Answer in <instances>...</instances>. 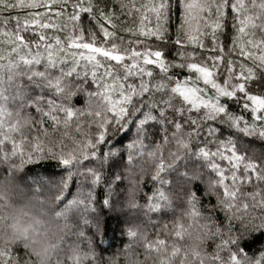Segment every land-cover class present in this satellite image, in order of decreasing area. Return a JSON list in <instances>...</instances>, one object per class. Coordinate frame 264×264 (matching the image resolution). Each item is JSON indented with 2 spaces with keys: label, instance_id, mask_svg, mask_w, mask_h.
<instances>
[{
  "label": "snow or ice",
  "instance_id": "snow-or-ice-1",
  "mask_svg": "<svg viewBox=\"0 0 264 264\" xmlns=\"http://www.w3.org/2000/svg\"><path fill=\"white\" fill-rule=\"evenodd\" d=\"M0 40L30 81H44L56 95L72 94L65 79L85 85L80 90L88 97L86 108L67 99L56 103L51 96L45 107L44 97H38L36 135L0 140V159H19L20 166L45 154L66 167L77 163L90 188L86 196L78 190L65 209L94 204V189L102 183L103 203L110 204L123 178L113 171L105 179L91 165L120 167L108 135L114 126L119 133L135 128L138 137L170 138L180 149L194 145L218 181L216 199L226 214L241 184L264 182L260 162L245 161L234 140L223 138L227 128L264 138V0H0ZM50 69H59L60 76L49 75ZM56 133L59 140L45 143L43 137ZM64 138L76 147L57 151ZM137 146L140 139L125 146L129 163ZM163 165L161 160L154 180ZM63 186L71 192L68 180ZM62 197L67 199L63 192L56 199ZM146 202L152 210L160 207L153 195ZM241 207L246 210L247 203ZM257 227L260 233L251 243L264 240V222ZM221 245L215 264H242L251 247L238 246L233 237ZM0 264H30L27 247L22 253L0 248ZM256 264H264V251Z\"/></svg>",
  "mask_w": 264,
  "mask_h": 264
},
{
  "label": "trees",
  "instance_id": "trees-1",
  "mask_svg": "<svg viewBox=\"0 0 264 264\" xmlns=\"http://www.w3.org/2000/svg\"><path fill=\"white\" fill-rule=\"evenodd\" d=\"M176 15L178 22V13ZM8 49L9 45L0 40V140L14 137L27 141L36 135V121L40 117L34 110V101L38 97H44L45 107L51 96L56 103L67 99L77 107L86 108L88 97L80 90L85 87L84 83L75 77L65 79V88L72 87V94L67 98L58 96L44 81H30L25 75L27 69L15 62V55ZM60 74L59 69L49 70L53 77ZM115 127L108 135L116 144L114 159L120 167L113 169L106 163L91 165L99 168L105 179L113 171L123 178L107 206L103 203L106 186L102 183L94 189V204L85 202L65 209L78 190L86 196L90 188L76 162L66 167L56 159L47 158V154L43 159L22 166L19 159L12 162L0 159V180H6L8 176L25 178L26 188L35 192L38 199L50 202L52 210L57 213L65 209L59 216L64 232H60L56 240L49 264H77V257L79 264H215L213 257L218 247H222L221 241L228 237L236 238L241 247L251 244L245 249L242 264H256L264 251V240L251 242L260 233L257 226L264 222V182L241 184L236 189L235 206L226 214L216 199L218 181L204 159L196 155L194 145L180 149L170 138L165 142L157 134L138 137L135 128L119 133ZM92 129L95 130L94 125ZM223 138L234 140L238 154L245 161L260 162L264 168V138L245 136L232 128L226 129ZM43 139L45 143L54 144L60 136L56 133ZM137 139L141 140L142 146L134 149L135 155L129 163L125 146ZM75 147L71 140L64 138L56 150L68 151ZM161 160L163 171L159 173L160 178L154 180ZM126 179H132L135 184L129 185ZM65 180H68L70 193L63 186ZM62 192L67 199L57 200ZM159 193H163L162 198ZM147 195L155 197L159 209L148 207ZM244 202L247 203L246 210L241 207ZM157 239L163 243L155 245ZM25 246L22 241H17L0 248L22 253ZM27 251L30 264H34L36 257L29 247ZM219 254L228 256L227 251Z\"/></svg>",
  "mask_w": 264,
  "mask_h": 264
},
{
  "label": "clouds",
  "instance_id": "clouds-1",
  "mask_svg": "<svg viewBox=\"0 0 264 264\" xmlns=\"http://www.w3.org/2000/svg\"><path fill=\"white\" fill-rule=\"evenodd\" d=\"M13 196L9 182L0 180V246L22 241L36 257L34 264H49L61 218L48 201L35 197L15 201Z\"/></svg>",
  "mask_w": 264,
  "mask_h": 264
},
{
  "label": "rangeland",
  "instance_id": "rangeland-1",
  "mask_svg": "<svg viewBox=\"0 0 264 264\" xmlns=\"http://www.w3.org/2000/svg\"><path fill=\"white\" fill-rule=\"evenodd\" d=\"M25 178H18V177H12V176H8V179H6L10 186H11V189L14 193V196H13V199L15 201H22L26 198H29V197H35V198H38L36 196V193L33 192V191H30V189L26 188V184H25ZM128 180V184L129 185H132V184H135L133 181H131L130 179H126ZM29 186V184H27ZM31 186V185H30ZM46 187V186H45ZM60 232H64V231H60ZM65 234V233H64Z\"/></svg>",
  "mask_w": 264,
  "mask_h": 264
}]
</instances>
